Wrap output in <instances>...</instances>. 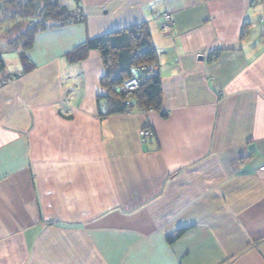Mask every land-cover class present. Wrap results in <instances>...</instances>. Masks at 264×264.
<instances>
[{"label":"crops","instance_id":"obj_1","mask_svg":"<svg viewBox=\"0 0 264 264\" xmlns=\"http://www.w3.org/2000/svg\"><path fill=\"white\" fill-rule=\"evenodd\" d=\"M81 4L83 22L35 34L29 71L15 51L0 73L17 74L0 84V264H264V0ZM139 24L156 107L103 115L100 52L66 54Z\"/></svg>","mask_w":264,"mask_h":264},{"label":"trees","instance_id":"obj_2","mask_svg":"<svg viewBox=\"0 0 264 264\" xmlns=\"http://www.w3.org/2000/svg\"><path fill=\"white\" fill-rule=\"evenodd\" d=\"M1 26L12 21L11 28L1 29L4 36L14 32V38L0 46V73L5 69L2 57L5 49L17 51L22 71L32 68L26 51L31 47L36 33L51 27L64 26L84 21L81 0H0ZM1 35V34H0ZM3 36V35H2ZM3 36V37H4ZM1 39V36H0ZM89 49L98 50L103 57L105 74L101 85L106 89L103 96L106 102L103 115L129 113L137 109L156 107L161 90V81L152 68L157 65V54L150 41L146 24L132 25L116 32L89 38L83 44L66 54L71 62L85 58ZM107 59V60H106ZM110 60V61H109ZM143 68L145 80L134 92L125 95L119 91L120 83ZM0 76V84L8 78ZM183 229H179V235Z\"/></svg>","mask_w":264,"mask_h":264},{"label":"built area","instance_id":"obj_3","mask_svg":"<svg viewBox=\"0 0 264 264\" xmlns=\"http://www.w3.org/2000/svg\"><path fill=\"white\" fill-rule=\"evenodd\" d=\"M163 22L161 23V30L167 32L170 29L171 18L168 13H163ZM138 72L132 74L129 78L124 79L118 86L119 91L128 95L135 90H137L140 84L145 80V74L143 73V68H137ZM153 134V130L150 127H144L139 130V137L142 141H145L146 138L150 137ZM257 173L261 176H264V166L257 170Z\"/></svg>","mask_w":264,"mask_h":264},{"label":"rangeland","instance_id":"obj_4","mask_svg":"<svg viewBox=\"0 0 264 264\" xmlns=\"http://www.w3.org/2000/svg\"><path fill=\"white\" fill-rule=\"evenodd\" d=\"M61 1V0H60ZM1 17H2V12H0V19H1ZM3 20H1L0 21V23L2 22ZM14 21H12L11 23H9L8 25H5V26H8V28H11V26H12V23H13ZM1 26V28H0V36H1V39H0V46H2L3 44H5L7 41L6 40H11V39H13L14 38V32L13 33H7L6 34V36H4L5 34H4V31L3 32H1V29L3 30V29H5L6 27L5 26ZM3 27H5V28H3ZM4 37H3V36ZM2 57H3V59H4V61L6 62V64H7V66H8V68L10 69V70H13L14 69V67H16V62H17V54L15 53V51H13V50H8V49H5V47L3 46V52H2Z\"/></svg>","mask_w":264,"mask_h":264},{"label":"water","instance_id":"obj_5","mask_svg":"<svg viewBox=\"0 0 264 264\" xmlns=\"http://www.w3.org/2000/svg\"><path fill=\"white\" fill-rule=\"evenodd\" d=\"M200 58H201V56H200Z\"/></svg>","mask_w":264,"mask_h":264}]
</instances>
